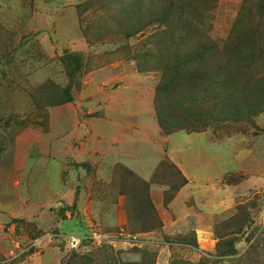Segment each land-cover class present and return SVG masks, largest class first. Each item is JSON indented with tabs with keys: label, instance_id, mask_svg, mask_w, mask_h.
<instances>
[{
	"label": "rangeland",
	"instance_id": "rangeland-1",
	"mask_svg": "<svg viewBox=\"0 0 264 264\" xmlns=\"http://www.w3.org/2000/svg\"><path fill=\"white\" fill-rule=\"evenodd\" d=\"M87 1L0 0V264L105 251L141 262L137 250L154 264H264V104L169 133L161 72L132 57L155 50L163 25L126 38ZM260 2L192 0L189 12L221 42Z\"/></svg>",
	"mask_w": 264,
	"mask_h": 264
},
{
	"label": "trees",
	"instance_id": "trees-1",
	"mask_svg": "<svg viewBox=\"0 0 264 264\" xmlns=\"http://www.w3.org/2000/svg\"><path fill=\"white\" fill-rule=\"evenodd\" d=\"M191 1L89 0L79 6V9H91L101 4L99 11H110L113 25L126 38L141 33L153 23L163 25V30L151 35L145 44L148 46L152 42L155 50L138 52L132 57L140 71L161 72L155 108L161 126L169 133L184 128L192 120L217 121L215 111L219 108L233 121L241 122L256 114L264 104L261 100L264 97L257 95L261 63L264 74V0H261L260 7H254L255 11L249 16L239 17L232 32L221 42L201 29L203 22L198 17V8L194 13L193 9L189 12V8L193 7ZM189 22H192L190 28L185 31ZM89 29L91 26L85 31L89 32ZM177 31L183 36L177 35ZM85 36L89 37L87 33ZM67 95L70 100L69 93ZM203 103V112L195 109ZM205 106H209V110L206 111ZM166 116L171 119L170 124ZM147 202L149 204V197ZM150 208L154 210L152 204ZM157 224L161 226L160 221L155 224L156 227ZM192 244L197 246L196 238ZM137 252L141 262L125 261L124 251L113 254L105 251L101 260L99 255L73 253L67 264H154V257L146 252Z\"/></svg>",
	"mask_w": 264,
	"mask_h": 264
},
{
	"label": "built area",
	"instance_id": "built-area-1",
	"mask_svg": "<svg viewBox=\"0 0 264 264\" xmlns=\"http://www.w3.org/2000/svg\"><path fill=\"white\" fill-rule=\"evenodd\" d=\"M68 246L70 249L72 250H76L80 247L81 244V239L80 238H76V237H72L69 242H68Z\"/></svg>",
	"mask_w": 264,
	"mask_h": 264
}]
</instances>
